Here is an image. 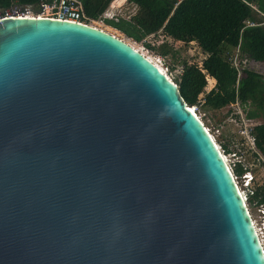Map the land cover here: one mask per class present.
I'll return each mask as SVG.
<instances>
[{"label":"water","instance_id":"95a60500","mask_svg":"<svg viewBox=\"0 0 264 264\" xmlns=\"http://www.w3.org/2000/svg\"><path fill=\"white\" fill-rule=\"evenodd\" d=\"M0 264H264V253L213 139L167 76L95 26L8 15Z\"/></svg>","mask_w":264,"mask_h":264},{"label":"trees","instance_id":"16d2710c","mask_svg":"<svg viewBox=\"0 0 264 264\" xmlns=\"http://www.w3.org/2000/svg\"><path fill=\"white\" fill-rule=\"evenodd\" d=\"M38 1L0 0V7H35ZM80 1L87 21L98 19L111 2ZM126 1L135 6L129 18H104L105 23L161 56L171 54L174 58L175 45L192 40L204 57L199 63L182 61L180 71L171 80L180 97L188 107L202 102L219 109L235 99L241 106L248 105L246 117L262 119L250 133L255 149L264 157V75L240 65L242 58L264 63V25L256 18V13L264 14V0H181L175 7L174 0ZM148 36L157 39V45L144 42ZM230 48L237 50L239 66L232 63ZM208 79L213 84L205 91ZM221 146L229 152L225 144ZM243 171L239 161L233 164V175ZM246 195L247 205H264V182L255 183Z\"/></svg>","mask_w":264,"mask_h":264},{"label":"rangeland","instance_id":"374dc122","mask_svg":"<svg viewBox=\"0 0 264 264\" xmlns=\"http://www.w3.org/2000/svg\"><path fill=\"white\" fill-rule=\"evenodd\" d=\"M134 11L135 6L133 4L128 3L125 0H113L107 6L106 12L108 14H112L113 18L115 17L118 20L128 19V17ZM256 18L259 19V21L261 22L260 24L264 25V14L258 12L256 13ZM87 22L88 24L102 29L108 33H111L117 36L118 38L122 39L123 41L127 42L128 44L132 45L143 55L152 60L154 64H156L161 70H163L165 75L170 80H173L172 78L180 71L182 61L199 63L204 57L202 52L192 40H187L185 44L175 45L176 55L174 58L171 56V54L161 56L155 52L148 50L140 42L132 40L130 37L125 36L119 30L106 24L101 17L96 20H88ZM143 41L149 42L151 44L153 43L154 45H157L158 43L157 39L156 41H154V38H152L151 36L146 37L145 39H143ZM228 54L232 57V63H235L236 66H239V63L237 62V50L234 48H230L228 50ZM240 65L247 69L254 70L261 75H264V63L242 58ZM212 84L213 81L208 79L205 91L208 90ZM193 107L195 114L199 117L204 127L207 128L209 134H211V136L213 137L215 144L219 146V149L224 155L227 164L230 167H233V164L239 161L242 166L247 165L250 169L253 170V180L252 182H250L248 188H253V185L255 183H261L264 180V173L262 171L261 163L255 160V158L253 157V153L251 154L250 151L252 150H250L249 148L250 144L248 140L242 137V134L239 133V123H237V117L234 115L233 108L226 105L222 108L215 109L212 106L203 104L202 102H200L199 105H197L196 107ZM242 108L246 112L249 106L245 105L242 106ZM254 121L259 123L262 121V119L260 117H257L254 119ZM222 144H225L227 146L229 152L224 151L221 146ZM262 160H264V157ZM236 182L238 184V187L241 188L243 193L246 195L248 192V188L246 189L240 187V175L236 176ZM246 206L248 209V213L254 222L255 227H257L262 218L257 212L256 206L247 205V203Z\"/></svg>","mask_w":264,"mask_h":264},{"label":"built area","instance_id":"2783aa9c","mask_svg":"<svg viewBox=\"0 0 264 264\" xmlns=\"http://www.w3.org/2000/svg\"><path fill=\"white\" fill-rule=\"evenodd\" d=\"M181 0H174L173 7H175ZM250 7L254 10H256V7L252 4H249ZM24 16V17H48L53 19H59V20H65V21H71V22H77L81 24H88L87 17L84 14L83 7L80 0H39L37 5L35 7H32L30 5H12L9 8L5 9L3 13H0V18L2 16ZM102 19L103 18H113L112 14H108L106 10L101 13L99 16ZM113 19H116L115 17ZM246 25H253L250 21H245ZM90 25V24H88ZM235 65V63H234ZM168 78V77H167ZM229 107L233 108L234 115L237 117V123H239V133L242 134V137L248 140L250 144V151L251 154L253 153V157L255 160L259 163H261L262 171L264 173V160L263 156L258 153V151L255 149L253 144V137L250 133L251 128L257 124L258 122L254 121V119L246 117V112L243 110L241 104L237 99H235L233 102L228 104ZM191 111L194 112V107H190ZM243 112H242V110ZM195 113V112H194ZM198 117V116H197ZM199 118V117H198ZM207 131V130H206ZM214 142V139H213ZM217 146V145H216ZM218 151L219 146H217ZM262 158V159H261ZM262 160V161H261ZM225 162V161H224ZM227 168L229 169L234 182H236V176L232 173V167H230L227 163ZM244 171L240 174V187L248 188L250 182L253 180V170L250 169L247 165L243 166ZM264 182V180L262 181ZM261 182V183H262ZM237 183V182H236ZM238 186V184H237ZM239 188V187H238ZM240 189V195L242 197V200L245 202L246 206V195L243 193L242 189ZM251 189V188H250ZM248 188V191L250 190ZM247 207V206H246ZM257 212L261 216V221L259 222V225L255 227L257 237L260 240V245L264 253V205H257L256 206ZM248 210V209H247ZM251 218V217H250ZM253 221V220H252Z\"/></svg>","mask_w":264,"mask_h":264},{"label":"bare ground","instance_id":"6f19581e","mask_svg":"<svg viewBox=\"0 0 264 264\" xmlns=\"http://www.w3.org/2000/svg\"><path fill=\"white\" fill-rule=\"evenodd\" d=\"M132 46V45H131ZM133 47V46H132ZM134 48V47H133ZM134 49H136V48H134ZM137 50V49H136ZM138 51V50H137ZM138 52H140V51H138ZM141 53V52H140ZM142 54V53H141ZM143 55V54H142ZM144 57H146L145 55H143ZM147 58V57H146ZM151 63H153L154 64V62L152 61V60H150L149 58H147ZM164 75H165V73L163 72V70H161L156 64H154ZM166 76V75H165ZM189 109H190V107H189ZM196 115V114H195ZM197 116V115H196ZM199 119V118H198ZM200 120V119H199ZM203 125V124H202ZM203 127H204V125H203ZM206 130H207V128L206 127H204ZM207 133L209 134V131L207 130ZM210 136H211V134H209ZM211 138L213 139V137L211 136ZM215 143V142H214ZM215 146H216V144H215ZM216 148H217V146H216ZM219 153H220V155H221V157L223 158V160L225 161V163H227V161H226V159H225V157H224V155L221 153V151L219 150ZM235 185H236V187H237V189H238V191L240 192V189L238 188V186H237V183L235 182ZM251 222H252V225H253V227H254V229H255V225H254V222L252 221V218H251ZM255 233H256V229H255ZM257 235V234H256ZM258 238V237H257ZM258 240H259V238H258ZM259 243H260V240H259ZM264 248V247H263Z\"/></svg>","mask_w":264,"mask_h":264},{"label":"crops","instance_id":"0c3cea01","mask_svg":"<svg viewBox=\"0 0 264 264\" xmlns=\"http://www.w3.org/2000/svg\"><path fill=\"white\" fill-rule=\"evenodd\" d=\"M111 1H113V0H111ZM125 1H126V0H125ZM110 3H111V2H110ZM110 3H109V4H110ZM131 4H132V3H131ZM105 10L107 11V8H106ZM105 10H104V11H105ZM104 11H103V12H104ZM128 18H129V17H128ZM103 19H104V18H103ZM107 19H110V18H107ZM112 20H114V19H112ZM116 20H117V18H116L114 21H116ZM125 20H126V19H125ZM210 80H211V79H210Z\"/></svg>","mask_w":264,"mask_h":264}]
</instances>
